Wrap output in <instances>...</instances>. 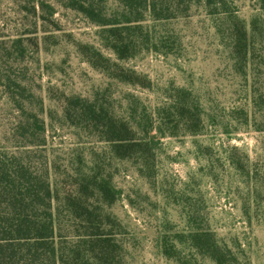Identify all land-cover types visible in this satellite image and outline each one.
I'll return each mask as SVG.
<instances>
[{
    "label": "rangeland",
    "instance_id": "rangeland-1",
    "mask_svg": "<svg viewBox=\"0 0 264 264\" xmlns=\"http://www.w3.org/2000/svg\"><path fill=\"white\" fill-rule=\"evenodd\" d=\"M73 1L82 3L0 0L4 161L16 157L48 179L57 196L51 206L61 211L65 229L83 226L68 218L64 202L78 192V179L94 173L108 179L118 193L111 205L100 204L91 189L81 198L112 217L114 225L103 228L113 230L122 264H176L168 255L192 260L188 237L196 231L214 234L245 263L264 264V131L246 125L239 112L249 110L248 86L254 97L264 94L261 0H225L226 13L203 3L170 19L146 14L140 36L149 31L155 45L142 42L125 60L106 47V27L72 9ZM95 1L112 20L122 10L114 0ZM237 23L252 44L249 60L238 65L242 71L233 50ZM113 71L130 81L116 79ZM179 88L192 91L211 116L198 136L183 128L174 137L154 130L149 169L140 152L117 159L108 143L75 127V113L64 117L73 98L96 100L120 115L135 102L130 121L140 124L142 106L153 111ZM29 141L38 145L24 146ZM75 239L66 237L67 248Z\"/></svg>",
    "mask_w": 264,
    "mask_h": 264
},
{
    "label": "trees",
    "instance_id": "trees-1",
    "mask_svg": "<svg viewBox=\"0 0 264 264\" xmlns=\"http://www.w3.org/2000/svg\"><path fill=\"white\" fill-rule=\"evenodd\" d=\"M114 1L122 9L109 16L114 20L106 16L100 1H73L70 7L84 15L92 24L100 28L106 27V30L102 29V33H107L106 47L119 60L133 57L142 42L145 45H155V38L149 31L140 36L139 30L143 28L146 14L153 20L170 19L187 13L192 5L203 3L207 7L218 9V13L227 12L225 0ZM261 4V8H264V0H261ZM237 27L233 50L237 59L236 66L242 71L238 65L241 60H249L252 44L248 42L244 27L238 23ZM97 56L101 59L98 53ZM114 75L116 79L130 81V77L120 73ZM248 88L249 98L245 105H249V110L245 108L239 112L246 125L252 123L255 130L264 131V94L256 98L253 86ZM136 107L135 102L129 103L127 114L120 115L96 100L73 98L68 100L64 117L71 120L75 113V127H86L98 141L108 143L117 159H128L140 152L143 154V164L149 169L153 159L149 138L154 130L163 136L174 137L183 128V133L198 136L204 131L211 116L203 102L192 91L184 88L176 89L163 105L157 106L153 111L142 106L140 124L130 121L137 113ZM36 125L35 121L33 126ZM29 135L34 137L33 133ZM27 145L38 144L29 141L24 146ZM95 175L98 176L94 173L78 179V192L72 199H65V205L70 207L68 218L75 223H83L82 227L65 229L61 226V211L51 206L52 195L54 199L57 196L52 194L48 179L33 175L30 167L16 157L6 162L0 155V264H122L113 230L103 228L106 222L114 225L112 217L104 214L100 207L88 208L81 198L91 189L99 197L100 204L111 205L116 200L118 193L110 181ZM66 230L70 235L64 234ZM67 236L76 238L70 248H67L65 242ZM188 241L190 248L196 253L192 260L181 262L171 258L172 256L167 257L176 264H203L205 260L212 264H248L210 232L196 231L190 234ZM164 254H167L165 247Z\"/></svg>",
    "mask_w": 264,
    "mask_h": 264
}]
</instances>
